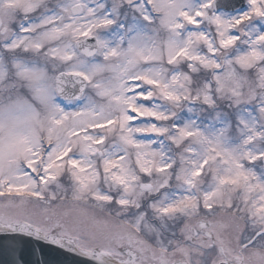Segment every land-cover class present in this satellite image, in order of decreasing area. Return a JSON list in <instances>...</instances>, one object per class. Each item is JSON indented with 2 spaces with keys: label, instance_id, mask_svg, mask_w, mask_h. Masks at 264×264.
<instances>
[{
  "label": "snow or ice",
  "instance_id": "1",
  "mask_svg": "<svg viewBox=\"0 0 264 264\" xmlns=\"http://www.w3.org/2000/svg\"><path fill=\"white\" fill-rule=\"evenodd\" d=\"M0 264H264V0H0Z\"/></svg>",
  "mask_w": 264,
  "mask_h": 264
}]
</instances>
